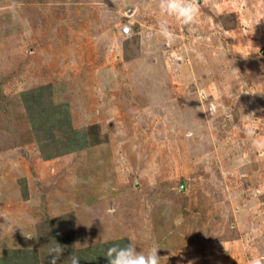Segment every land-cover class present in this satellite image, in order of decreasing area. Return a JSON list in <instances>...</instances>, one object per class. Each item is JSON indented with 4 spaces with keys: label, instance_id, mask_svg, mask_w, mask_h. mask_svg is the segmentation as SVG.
<instances>
[{
    "label": "rangeland",
    "instance_id": "1",
    "mask_svg": "<svg viewBox=\"0 0 264 264\" xmlns=\"http://www.w3.org/2000/svg\"><path fill=\"white\" fill-rule=\"evenodd\" d=\"M199 7L168 18L167 44L158 0H0V258L48 264L50 221L75 250L264 264V153L245 134L264 137V0ZM46 85L104 143L43 160L22 93Z\"/></svg>",
    "mask_w": 264,
    "mask_h": 264
},
{
    "label": "trees",
    "instance_id": "2",
    "mask_svg": "<svg viewBox=\"0 0 264 264\" xmlns=\"http://www.w3.org/2000/svg\"><path fill=\"white\" fill-rule=\"evenodd\" d=\"M51 85L29 89L22 93V101L26 109L34 137L38 143L41 157L45 161L78 153L104 143L97 125L74 129L72 113L67 103L54 101V90ZM49 224V235L64 249L63 259L59 264H69L71 254L80 257L79 264H109L105 254L113 244L126 245L128 239H118L108 243L96 244L86 249L75 250L68 245L56 224ZM41 244L43 241L41 239ZM0 264H47L41 249L6 250L0 258Z\"/></svg>",
    "mask_w": 264,
    "mask_h": 264
},
{
    "label": "clouds",
    "instance_id": "3",
    "mask_svg": "<svg viewBox=\"0 0 264 264\" xmlns=\"http://www.w3.org/2000/svg\"><path fill=\"white\" fill-rule=\"evenodd\" d=\"M158 10L162 18L158 20L156 32L167 44L173 43L176 39V32L170 27L168 18H174L179 24L190 26L197 22L200 13L198 0H158ZM198 58L203 60V54H198ZM209 109L211 113L216 110L214 105H210ZM245 134L251 139L254 150L264 153V137L259 136L254 127L247 128ZM158 249L160 247L153 246L147 251L138 252L133 243L113 244L104 255L107 256L109 264H160ZM63 251V247L55 241L48 252V264H57ZM68 261L69 264H79L80 257L71 254ZM253 264H261V260L256 259Z\"/></svg>",
    "mask_w": 264,
    "mask_h": 264
},
{
    "label": "water",
    "instance_id": "4",
    "mask_svg": "<svg viewBox=\"0 0 264 264\" xmlns=\"http://www.w3.org/2000/svg\"><path fill=\"white\" fill-rule=\"evenodd\" d=\"M198 2H200V3H201V0H198ZM263 53H264V50H263Z\"/></svg>",
    "mask_w": 264,
    "mask_h": 264
}]
</instances>
